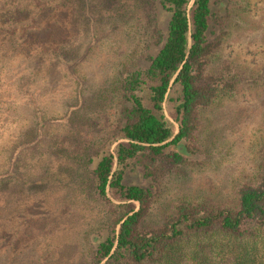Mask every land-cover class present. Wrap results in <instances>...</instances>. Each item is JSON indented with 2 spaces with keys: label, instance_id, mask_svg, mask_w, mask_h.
Returning a JSON list of instances; mask_svg holds the SVG:
<instances>
[{
  "label": "trees",
  "instance_id": "obj_1",
  "mask_svg": "<svg viewBox=\"0 0 264 264\" xmlns=\"http://www.w3.org/2000/svg\"><path fill=\"white\" fill-rule=\"evenodd\" d=\"M27 2V8L0 10V27L9 28L0 31V163L4 144L10 145L4 140L6 133L11 139L32 121L39 131L53 124L76 128L74 119L82 106L78 94V89L83 92L82 79L86 80L85 72L79 71L82 60L55 57L77 39L69 15L84 7V0ZM190 2L139 0L137 8L147 20L144 54L135 65H118L120 69L114 70L117 101L110 123L98 114V123L91 124L97 132L91 143H84L75 129L53 152L89 175L93 195L105 206L107 227L103 235L89 240V264H264V152L257 174L237 186L231 198L183 197L165 206L158 221L148 222L160 180L198 159L202 113L232 97L241 84L238 64L226 60L218 65L215 60L229 36L228 19L250 11V0H194L188 11ZM127 27L121 25L128 37ZM76 72L81 81L74 77ZM62 73L72 75L75 86L67 96L73 102L65 106V95L55 94L54 87L53 105L67 107L66 112L42 113L50 104L46 103L49 94L43 93L61 81ZM29 85L37 91L28 92ZM164 102L177 133L163 113ZM39 143H35L40 151L36 156L41 158ZM136 169L151 181L149 187L123 183L126 172ZM68 173H57L50 180L44 176L33 186H62L61 176ZM13 174L10 170L0 175V233L13 232L19 219L24 220L37 204L36 197H24L31 184L23 180L19 188ZM43 209L51 210L46 205Z\"/></svg>",
  "mask_w": 264,
  "mask_h": 264
},
{
  "label": "rangeland",
  "instance_id": "obj_2",
  "mask_svg": "<svg viewBox=\"0 0 264 264\" xmlns=\"http://www.w3.org/2000/svg\"><path fill=\"white\" fill-rule=\"evenodd\" d=\"M84 3V7L79 6L74 11V16L69 15L77 39L55 57L82 60L83 63L79 71L85 72L86 80L81 81L79 72L74 76L80 79L83 87V92L78 89L82 106L78 118L74 119L76 128L53 124L39 131L32 121L13 138L9 139L7 133L4 138L10 145L3 146L0 175L11 170L12 180L17 179L19 188L23 180L30 183L24 197H36L37 204L33 203L35 209L25 214L24 220L19 219L13 232L3 233L2 230L0 233V239L7 240L6 244L0 242V264H89V240L94 235H103L107 227L104 203L93 195L89 175L77 165L58 159L53 152L66 144L75 129L84 137V143H91V136L97 134L91 124L98 123V114L105 115L110 123L117 101L112 88L114 70L118 67V71L123 65H135L144 54L147 20L143 10L137 8L139 0H84ZM250 4V11L228 19L229 36L215 60L218 65L226 60L238 64L241 84L232 97L202 113L204 129L199 137L198 159L173 169L160 180L148 222L158 221L165 206L168 208L183 197L231 198L237 186L249 182L257 174L256 168L264 152V0H250ZM17 6L27 8L29 3L27 0H0V10ZM120 14H124L123 19ZM121 25H128V37ZM5 27H0V31L9 29ZM3 51L11 50L3 47ZM22 73H26L25 69ZM71 76L70 73L66 77L60 74L61 81L43 93L44 96L49 94L46 103L50 104L42 113L55 110L65 114L67 107L53 105L56 99L50 95L55 87V94L65 95L64 105H71L73 100L67 96L75 86ZM26 89L31 94L37 91L34 85ZM40 98L38 94L37 100ZM39 142L44 153L41 158L36 156L40 151H36L35 143ZM67 170L68 177L61 176L65 183L58 180L62 186L51 187L49 183L33 186L44 176L54 179L57 173ZM123 183L151 185L150 180L143 178L141 169L127 171ZM75 201L78 203L73 205ZM45 205L51 210L43 209ZM17 217L21 218L22 214Z\"/></svg>",
  "mask_w": 264,
  "mask_h": 264
},
{
  "label": "water",
  "instance_id": "obj_3",
  "mask_svg": "<svg viewBox=\"0 0 264 264\" xmlns=\"http://www.w3.org/2000/svg\"><path fill=\"white\" fill-rule=\"evenodd\" d=\"M193 2H194V0H191V2H190V4H189V6H188V11L190 10V8H191V6H192V4H193ZM172 83V82H171ZM163 113H164V115H165V117L171 122V124L174 126V128H175V130H176V133L178 132V126H177V124H175L169 117H168V115H167V113H166V109H165V102H164V104H163ZM121 141H123V140H121ZM118 142H120V141H118ZM117 142V143H118ZM116 143V144H117ZM115 144V145H116ZM116 170V164H115V167H114V170H113V172ZM108 194V193H107ZM119 228V225H118V227H117V229Z\"/></svg>",
  "mask_w": 264,
  "mask_h": 264
}]
</instances>
